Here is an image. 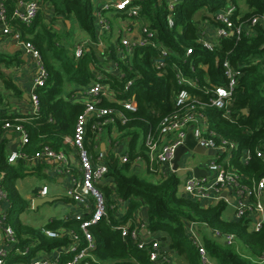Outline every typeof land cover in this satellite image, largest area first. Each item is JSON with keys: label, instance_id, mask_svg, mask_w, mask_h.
I'll use <instances>...</instances> for the list:
<instances>
[{"label": "trees", "instance_id": "trees-1", "mask_svg": "<svg viewBox=\"0 0 264 264\" xmlns=\"http://www.w3.org/2000/svg\"><path fill=\"white\" fill-rule=\"evenodd\" d=\"M225 1L181 0L173 12L172 28L166 22L164 3L158 4L156 0L139 2L144 22L157 32L159 40L171 53L166 59L169 67L164 70L156 69L151 60L155 53L147 48H135L130 54L124 53L123 59H120L116 55L115 47L109 45L100 50L90 48L79 59H75L68 48L56 46L59 37L44 26L39 11L30 28L20 26L22 37L27 36L24 39L40 52L48 73L44 86L36 90L38 113L29 116L1 113L0 117V126L5 120L18 119V125L23 127L28 136V142L22 150L26 155L33 156L43 146H48L55 152L65 149L67 146L63 144V136L73 135L76 119L84 108L78 103L66 100L65 96L72 94L66 88L68 85L87 86L90 81H95L94 72L99 73L101 82L108 85L116 101L111 103L102 99L97 107L114 109L126 118L124 124L118 119L115 123L116 130L120 133L119 142H127L128 162L122 163L112 152L106 153L102 164L107 172L96 188L106 198L113 192L119 201L128 204L127 215L122 219L132 215L141 205L139 200H142L147 208L144 220L146 229L152 234H161L160 246L169 248L168 253L176 258V264H200L197 252L189 241V227L192 224H206L214 230L232 234L246 246L247 255H243L234 245L226 246L202 236L204 247L215 264H264L258 261L264 251V224L258 231H251L249 220H224L222 213L226 208L225 203L204 206L179 192L181 181L177 174L162 175L159 171L152 173L147 169L146 174L152 176L147 180L132 164L138 156L147 162L143 146L146 134L155 132L160 120L175 110V97L179 87L173 67H178L188 78H196L197 86L194 89L188 88L189 93L206 100L205 88L224 84L222 62L228 60L232 67L242 72L233 95L231 119L223 118L221 111L214 108H207L206 114L210 127L216 133L237 144V153L232 160L236 171L248 182H257L264 177V29L257 25L252 28L253 34L250 36L244 35L239 40L234 36L222 39L214 52L202 49L197 43L196 22L206 20L215 25L208 14L222 7ZM232 1L236 5L233 19L241 22L260 15L264 9L262 0H239L245 5L244 12L239 10L237 0ZM42 2L48 8L52 7L58 16L73 15L81 29L92 40L95 39L91 0ZM2 3L11 17L17 0H2ZM200 8H205V11L201 13ZM11 24L15 25L16 22L12 20ZM186 49L193 52L187 58L184 57ZM99 52L103 54L100 56ZM179 58L185 62H181ZM12 61L15 58L12 60L0 54V67L9 66ZM111 62L116 63L117 69L123 75L121 78L110 69ZM104 66L109 67V70L102 69ZM132 79L135 81L128 91H124V83ZM0 80L6 87L16 90L1 70ZM130 100L136 105L134 111L126 110L120 104ZM96 121L98 120L95 118L90 120L86 140L94 138L96 131L92 125ZM94 147V142H91L89 154L95 166L98 154L94 152ZM245 150L249 152V159L240 163L235 158ZM256 150L262 152V158L256 156ZM23 168L25 167L21 162L16 165L9 164L4 146L0 145V174H4L2 185L10 203L6 219L18 239L15 246L17 249L14 248L8 253L3 264H28L40 251L51 252L68 245L66 238H48L42 230L25 226L18 219L27 207V203L15 188L16 180L25 175ZM104 182H112L114 190L111 191ZM111 213L108 211L106 220L90 228L95 242V248L91 252L94 258L100 264H149L147 250L137 248L129 238H123L121 232L114 229L123 220H114ZM58 228L72 229L79 233V222L67 218L53 220L44 226L45 230L54 231ZM26 249L28 252L23 255ZM68 259L69 256L66 255L61 262Z\"/></svg>", "mask_w": 264, "mask_h": 264}, {"label": "built area", "instance_id": "built-area-1", "mask_svg": "<svg viewBox=\"0 0 264 264\" xmlns=\"http://www.w3.org/2000/svg\"><path fill=\"white\" fill-rule=\"evenodd\" d=\"M142 0H118L117 2H107L98 8L95 20L96 44L95 48L103 49V37L111 32V23L103 12H110L113 16L115 13L124 16L128 22L124 23L122 31L131 34L132 26L137 23L139 25V35L136 38H121L118 40L115 49L116 55L123 59V54H130L135 48H147L155 53L152 61L158 70H164L169 67L166 59L171 55L167 48L159 40L157 32L149 28L141 16L142 7L139 2ZM158 4H165L167 12L166 22L169 28L174 26L173 12L181 0H156ZM264 3V0H262ZM41 10L39 0L23 1L17 0V5L11 17L0 1V32L3 36H10L34 63L36 74L32 79L29 92V100L31 104V115L38 113V97L36 90L44 86L48 73L43 64L39 51L31 42L24 39L20 30L11 24L15 21L18 26L30 28ZM236 7L232 0H226L225 4L213 13H209L215 25H211L206 20L196 22L197 26V43L199 46L208 51L214 52L219 46L222 39L234 36L236 40L244 35H252V28L260 25L264 29V9L263 12L248 19L245 22L239 19H233ZM88 50L82 44L74 46V56L79 59ZM193 52L190 49L185 50L184 57H189ZM180 59V58H179ZM185 62V60H181ZM223 76L225 79L222 85H210L205 88L204 94L207 95L206 100H201L189 93V89L197 86V80L186 77L178 67H173L174 77L179 90L175 97V110L162 118L155 132L146 134L143 142L145 154L147 156V168L149 172H160L162 175L182 172L185 180L181 181L179 191L184 196L198 201L205 206L215 205L218 202L229 204V200H233L235 218L249 220L250 230L258 231L264 224V177L257 182H248L244 176L240 175L230 166V160L234 159L237 153V144L225 139L216 133L211 127L206 114L207 108H214L221 111L222 117L231 119V105L233 95L238 80L242 76V72L232 67L228 60L222 62ZM111 69L121 78L123 75L117 69L116 63L111 62ZM192 70V67H191ZM112 72V73H113ZM99 75V74H98ZM101 76H97L92 85L81 94L85 98L84 108L78 115L74 131L71 138H67L65 142L69 144L76 152L78 160V171L81 177L73 178L70 170H58V173L69 176V185L66 189V197L79 206L82 210L72 215L71 219L79 222V233L72 229L63 231L42 230V233L48 238H66L68 245L58 248L52 257L44 256L32 261L31 264H100L92 255L95 248V242L90 228L102 220L108 218V211L113 209L114 204L109 205L104 195L96 188V185L104 180L107 172L106 167L102 164L106 154L98 152L96 157L97 164L94 166L86 145L87 127L91 119L95 118V125L92 128L96 133L106 126L115 123L118 119L122 124L126 122V118L111 108L97 107L102 99L112 97L114 103L116 99L108 85L101 82ZM135 80H128L124 83V91H128L129 87ZM124 109L134 111L136 108L133 100L123 101L120 103ZM18 119L5 120L0 126V130L4 132L18 133L22 136V144L28 142L26 131L21 125H18ZM190 132L198 145L213 153V157L206 164L204 171L206 176H194L196 166L190 165L186 167H178L173 170L172 161L175 151L183 145L186 134ZM192 153V152H191ZM258 158H262L263 154L260 150L255 152ZM40 158H46L60 162L62 165L67 163L62 153H56L48 146L33 156L26 155L22 152H12L7 161L9 164L18 160L32 161ZM122 163L128 162V155L124 154L120 158ZM239 162L245 163L249 159V152L243 151L239 157ZM142 157H136L133 163L142 161ZM199 168V167H198ZM1 177L3 174H0ZM179 176V175H178ZM180 177V176H179ZM226 192V197H222V193ZM40 197L44 198L48 194V187L43 186L39 192ZM0 199H7V193L3 186L0 185ZM137 212L135 211V214ZM69 218V217H67ZM65 218V219H67ZM3 225V245L0 247V264H3L4 258L17 245L18 239L14 230L5 223V219L1 220ZM145 227V222L138 223L130 227L124 224L115 227V230L121 232L123 238H129L137 248L147 250L149 264H171L172 255L164 253L161 250L159 239H152L149 242L140 239L139 229ZM213 237L222 241L226 246H233L236 237L232 234L223 233L219 230L212 229ZM190 245L196 250L200 264H215L209 257L202 238L189 227ZM83 245V247H81ZM26 253V250L23 255ZM69 259L61 262L65 256ZM264 263V251L258 259Z\"/></svg>", "mask_w": 264, "mask_h": 264}, {"label": "crops", "instance_id": "crops-1", "mask_svg": "<svg viewBox=\"0 0 264 264\" xmlns=\"http://www.w3.org/2000/svg\"><path fill=\"white\" fill-rule=\"evenodd\" d=\"M2 1V0H0ZM118 0H91L92 4V15L94 17V22L96 20V13L98 11V8L106 4L107 2H117ZM41 4V16H42V22L44 26L50 30L52 33H55L59 37V41L56 42L57 47L64 46L69 49V51L74 55V46L82 44L85 47L88 45L89 49H98L95 48V44L97 41L96 34L95 39L92 40L91 37L86 34L81 27L78 25L77 21L75 20L73 15L68 16H58L55 14V11L52 7L48 8L47 4H44L42 0H39ZM43 3V7H42ZM244 5V4H243ZM240 11H245V5L244 9ZM103 16L105 15L108 19V15H112L110 12H103ZM113 21H114V29H115V35L112 34V26H111V32L109 35H106L103 37V49L107 48L109 45L116 46L118 40L123 38H136L139 35V25L135 23L132 26L131 34H126L124 31H122V25L128 20L122 16L115 13V16L112 15ZM110 23L112 22L111 19H109ZM14 27L18 28L21 32V27L18 25H14ZM96 31V28H95ZM22 34V32H21ZM24 38H27L25 36ZM99 50V49H98ZM40 53V52H39ZM0 54L6 55L9 58H12V60L15 58V61H12V63L9 64V66H1L0 70L3 73V75L9 79L12 83V86L16 89L14 91L13 88H8L4 85V83L0 80V117L2 116L1 113H5L7 115H23V116H29L31 115V104L29 100V92L31 88L32 79L36 74V67L32 60L22 52L21 48L18 46V44L13 40L10 36H3L0 32ZM103 54L99 52V55ZM101 56V55H100ZM75 57V56H74ZM101 59L100 57H98ZM76 59V58H75ZM102 60V59H101ZM44 64V63H43ZM45 66V65H44ZM106 68V69H105ZM102 69L109 70V67L104 66ZM111 69V67H110ZM99 73L94 72L95 80ZM102 78V77H101ZM104 79V78H103ZM92 81L87 86L83 87H76L74 85H68L67 86V92H70L72 94H68L66 100L69 102L78 103L82 106H84L85 98L81 95L83 94V91L87 90L92 85ZM106 102H113L114 99L112 97H108L105 99ZM109 129V131H108ZM0 145L4 146V151L7 155V157L12 152H22L25 145L22 144V136L18 133L13 132H4L0 130ZM94 133V132H93ZM119 132L116 130V123L110 124L103 128L100 133L94 134V138L90 137L88 140H86V145L88 148V151L90 152L91 149V142H94L95 144V150L94 152L97 154L98 152H104L105 154L108 152H112L115 156H118L119 158L127 154V146L126 141L124 143L119 142ZM67 138H71V136H63V144L67 146L65 149L59 150L56 153H62L67 163L65 165H62L60 162H56L54 160H49L46 158H40L32 161H22L18 160L14 163H11V165H16L19 162L25 167L24 177L19 178L15 182V188L20 195V197L27 203V207L24 209V211L18 216V219L20 220L21 224L25 226H29L33 229H36L38 231L43 230L44 226L53 221V220H63L67 217L71 218L73 214L80 212L82 209L71 202L66 197V189L69 185V176H66L64 174L58 173V170L64 171L65 168L70 170V175L73 178H79L81 177L78 171V160L76 156L75 150L65 142ZM4 143V144H3ZM120 143V144H119ZM101 146H103V150H101ZM208 155L213 157V153L208 151ZM233 160V159H232ZM232 160H230V166L234 168V165L232 164ZM243 163V162H240ZM134 169L141 173L146 174L147 173V162L145 160H142L138 163H133ZM199 166H196L195 168H198ZM205 167H199L198 169L204 170ZM236 170V169H235ZM182 172H178V175L180 178L184 175H181ZM4 175V174H3ZM3 176L0 175V185H2ZM108 185V188L113 191L114 186L112 182H104ZM43 186L48 187V194L46 197H53V198H59L52 203H45L41 206H38L35 211L42 212L44 215L43 219L39 222V224L43 225H29L28 223L24 222L23 217L27 214L28 211H32V201L35 198H42L40 197V190ZM105 197V196H104ZM106 202L111 205L114 204L113 209L110 210L112 218L114 220L122 219L125 215H127V203L119 201L114 193L112 192L109 195V198H106ZM231 200V199H230ZM262 200L264 201V194L262 195ZM139 203L141 204L140 207L135 210L137 213L135 214V211L127 217L126 219H122L123 222L121 225L129 224L130 227L134 226L135 224H142L145 220V213H146V206L142 200H139ZM202 204V203H201ZM205 206V205H204ZM10 208V203L6 199H0V247L3 245V225H2V218L5 219V223L7 222V211ZM229 211V215L224 216V212ZM222 218L224 220L228 221H237L238 219L235 218L234 215V207L232 204L226 205L225 210L222 213ZM9 225V224H8ZM10 226V225H9ZM193 227V230L202 238V236H205L207 238L212 239L213 241H216L220 244H223L221 240L216 239L213 237L212 234V228H210L206 224H192L190 225ZM12 228V227H11ZM13 229V228H12ZM64 228H58V230L54 231H63ZM140 239L143 241H150L152 239H159L161 234L160 233H150L146 227L139 229ZM17 246V245H16ZM235 248L243 255H247V249L246 246L239 241L236 240L235 242ZM16 248V247H14ZM13 248V249H14ZM61 248V247H59ZM17 249V248H16ZM55 250L51 252H45L40 251L37 253L34 259L31 260V264L33 260L42 258L44 256L52 257L55 254ZM18 251V250H17ZM243 253H242V252ZM28 252V249H26V253ZM172 255V254H171ZM171 264H176V258L172 255L171 258ZM133 262V261H132ZM178 264V262H177ZM180 264V263H179ZM183 264V263H181Z\"/></svg>", "mask_w": 264, "mask_h": 264}, {"label": "water", "instance_id": "water-1", "mask_svg": "<svg viewBox=\"0 0 264 264\" xmlns=\"http://www.w3.org/2000/svg\"><path fill=\"white\" fill-rule=\"evenodd\" d=\"M216 62H218V59H216ZM243 113H246V111L243 110ZM101 150H103V146H101ZM191 152H194L197 154H202V155H208V153H209L208 150H206L203 147H201L200 145H198L196 143V141L194 140L193 135L190 132H188L186 134L183 145L178 147L175 151L174 159L172 161L174 171H176L178 169L179 162L182 159V157L185 154L191 153ZM194 176H196V177L206 176V172L204 170H200L198 168H195L194 169ZM184 180H185V176H182L180 178V181H184ZM222 197H226V192L222 193ZM57 199H59V198H53V197L35 198L32 201V208L35 210L38 206H41L42 204H45V203H52L53 201H55ZM232 203H233V200L232 199L229 200V204H232ZM161 250L164 253L169 252V248L167 246H162Z\"/></svg>", "mask_w": 264, "mask_h": 264}, {"label": "rangeland", "instance_id": "rangeland-1", "mask_svg": "<svg viewBox=\"0 0 264 264\" xmlns=\"http://www.w3.org/2000/svg\"><path fill=\"white\" fill-rule=\"evenodd\" d=\"M234 4V3H233ZM236 4L239 8V10H243L244 9V5L242 3V1L237 0ZM235 5V4H234ZM42 7H43V3H42ZM236 7V5H235ZM205 8H200V12H204ZM199 12V13H200ZM200 15V14H199ZM109 19H111V26H112V34L115 35V29H114V21L112 18V15H108ZM121 143V141H120ZM211 160V156L209 155H202V154H197V153H187L185 154L182 159L179 162L180 167H186V166H199V167H205L206 164ZM143 177H145L147 180H149L152 176L148 175V174H143ZM179 191H181L179 189ZM229 211L224 212V216L225 215H229L228 214ZM45 214H43L42 212H36L34 209L32 211H28L27 214L23 217L24 222L28 223L29 225L34 224V225H43L46 222H44L43 224H39V222L43 219ZM242 252V251H241ZM243 253V252H242Z\"/></svg>", "mask_w": 264, "mask_h": 264}]
</instances>
